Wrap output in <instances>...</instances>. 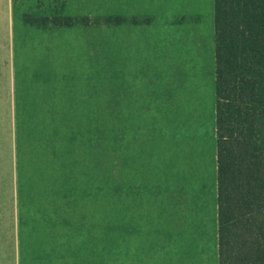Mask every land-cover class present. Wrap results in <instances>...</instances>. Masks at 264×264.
I'll return each instance as SVG.
<instances>
[{"label":"rangeland","instance_id":"obj_1","mask_svg":"<svg viewBox=\"0 0 264 264\" xmlns=\"http://www.w3.org/2000/svg\"><path fill=\"white\" fill-rule=\"evenodd\" d=\"M116 6L0 0V264H162L181 172L210 159L213 0L182 12L202 20L194 58L181 10ZM148 22L145 66L129 44Z\"/></svg>","mask_w":264,"mask_h":264},{"label":"trees","instance_id":"obj_2","mask_svg":"<svg viewBox=\"0 0 264 264\" xmlns=\"http://www.w3.org/2000/svg\"><path fill=\"white\" fill-rule=\"evenodd\" d=\"M218 264H264V0H213Z\"/></svg>","mask_w":264,"mask_h":264},{"label":"crops","instance_id":"obj_3","mask_svg":"<svg viewBox=\"0 0 264 264\" xmlns=\"http://www.w3.org/2000/svg\"><path fill=\"white\" fill-rule=\"evenodd\" d=\"M120 2L116 6L115 14L125 16H143L155 14L151 10H181L178 24H186L178 31L183 34L180 43H183L185 58L200 57L203 51V34L201 17H190L188 10L201 0H115ZM119 10V11H118ZM160 13V12H159ZM164 21L169 17L165 11H161ZM158 14V15H160ZM141 22V21H140ZM198 22L199 25H196ZM118 27V26H116ZM155 27V25H154ZM138 33L136 42L129 44V55L141 57L140 65H148L147 58L153 56L155 45L150 36L149 22L137 25ZM172 28L170 29V31ZM116 31V28H115ZM214 28L211 32V43L214 58V81H215V53H214ZM121 38V39H120ZM120 40V41H119ZM122 36L115 35V42L121 46ZM127 40H124L126 43ZM128 46V45H127ZM128 47L125 48L127 51ZM136 52V53H135ZM153 53V54H152ZM192 60L185 63L190 64ZM199 64V63H198ZM215 100V91H214ZM215 104V102H214ZM214 128H215V105H214ZM215 137V132H214ZM187 168V167H186ZM184 179L183 188L179 194L180 200L176 205L177 220L172 217V232L165 241L162 255V264H218V235H217V182H216V147L215 138L210 153V159L193 160L187 171L181 172ZM167 245V248H166ZM171 247L173 250L171 251Z\"/></svg>","mask_w":264,"mask_h":264}]
</instances>
